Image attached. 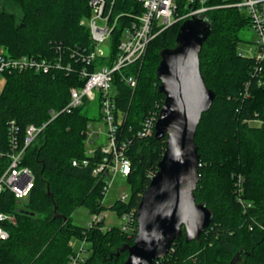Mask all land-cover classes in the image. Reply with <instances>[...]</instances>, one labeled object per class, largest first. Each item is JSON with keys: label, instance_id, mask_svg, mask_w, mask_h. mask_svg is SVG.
I'll use <instances>...</instances> for the list:
<instances>
[{"label": "trees", "instance_id": "16d2710c", "mask_svg": "<svg viewBox=\"0 0 264 264\" xmlns=\"http://www.w3.org/2000/svg\"><path fill=\"white\" fill-rule=\"evenodd\" d=\"M106 4L114 16L142 12V6L132 0H115L113 5L106 0ZM226 4L206 0V7L216 8L201 17L210 34L199 53L200 73L215 97L194 137L200 158L194 196L211 211V223L199 240L190 242L185 241L182 229L167 255L153 264H230L238 252L241 264H264V71L263 83L258 85L254 59L238 53L239 33L250 28V20L237 8L222 7ZM188 7L184 0H177L178 14ZM90 16L89 0H0V50L12 59H45L53 66L47 74H2L0 176L10 164V154L23 150L20 165L32 172L34 182L23 202L7 190L0 193V212L14 218L4 225L8 238L0 240V264H70L75 256L72 237L88 245L81 264H123L127 258L124 249L134 242L136 222L131 233L118 225L104 228V219L91 221L87 227L71 222L79 208L92 216L104 209V183L92 175L100 148L87 156L84 144L88 124L101 122L100 96L93 101L99 107L96 117L84 110L91 103L86 100L70 112L64 111L70 88L85 83L78 71L85 65L80 55L93 48L85 25ZM129 22L126 16L118 19L110 36L109 56L95 59L90 71L112 65ZM182 22L157 35L140 61L114 73L113 119L119 140L129 142L126 155L131 162V173L125 179L128 198L109 208L117 218L131 212L136 215L164 152L165 139H154V131L146 137L138 132L149 115L158 118L164 96L158 91L156 69L161 51L176 46ZM57 62L64 68L70 65L71 70L54 67ZM124 75L135 77L134 89L122 80ZM12 121L15 133L11 132ZM28 126L41 130L25 148ZM84 159L88 160L86 167L72 165Z\"/></svg>", "mask_w": 264, "mask_h": 264}, {"label": "built area", "instance_id": "2783aa9c", "mask_svg": "<svg viewBox=\"0 0 264 264\" xmlns=\"http://www.w3.org/2000/svg\"><path fill=\"white\" fill-rule=\"evenodd\" d=\"M142 6L140 14L135 13H119L113 15L111 7L106 6V0H89L91 7V16L85 21V25L89 29L90 38L93 48L90 51H85L80 55V60L84 63V67L80 68L78 74L81 79L85 80L81 88H70V103L65 107L64 111L70 112L76 108L84 100L93 102L97 95L100 96V112L102 115L101 123L105 126L104 131L97 127L93 129V124L87 126V134L85 139L86 155L93 156L96 149L99 147L101 157L95 168L92 170V175L104 183L102 190V200L110 189L113 181L118 177L125 179L131 173V162L126 153L129 142L119 140L117 131L118 125L113 119L114 113V91L113 77L114 73L121 69L131 66L140 61L146 51L149 43L162 31L172 26L179 21H185L194 17H202L209 9L216 7H206V0H184L189 4L188 11L177 13V0H132ZM226 5L222 7H233L240 11H245L246 16L250 20V28L256 35V40L251 47L248 48V56L239 54L241 57L254 59L256 66L254 77L258 85L263 83L264 71V0H224ZM113 5L115 0H109ZM110 5V6H111ZM126 16L130 22L122 31V37L116 57L111 66L101 65L98 68L90 71L92 63L95 59L106 58L109 56V41L114 28L118 25V19ZM79 60V61H80ZM52 64L45 59H33L22 57L12 59L7 57L2 50L0 51V77L5 71H33L34 73L47 74L52 69ZM56 68L63 69L59 62L55 64ZM67 71L71 70L68 65L64 68ZM125 84L134 89L136 79L133 76H122ZM84 87V89H82ZM82 89V90H81ZM157 117L149 115L141 125V130L138 136L146 137L153 134L154 125ZM11 132L17 130L14 122H11ZM41 128L28 126L24 139V147L29 146L35 139ZM103 142H100L101 138ZM12 144V148L16 149V144ZM97 145V146H96ZM22 151H14L10 154V164L0 176V193L4 190L13 194L16 200L29 195L33 188L34 176L32 172L20 165ZM72 165L86 167L88 160L84 159L80 163L73 161ZM128 194H122L116 201L125 202ZM102 203V202H101ZM136 215L133 213H125L120 218L118 217L119 227L123 232H133L136 222ZM103 219L101 216H93V222H99ZM14 222L12 215L0 212V240H6L8 233L4 229L6 223ZM137 223V222H136ZM84 247V242H82ZM84 249V248H83ZM86 258H82L79 253H75L70 260V264H81Z\"/></svg>", "mask_w": 264, "mask_h": 264}, {"label": "water", "instance_id": "95a60500", "mask_svg": "<svg viewBox=\"0 0 264 264\" xmlns=\"http://www.w3.org/2000/svg\"><path fill=\"white\" fill-rule=\"evenodd\" d=\"M209 34L210 27L201 17L185 20L178 29L176 46L160 53L156 77L164 101L154 139H165V148L138 203L136 236L124 249L123 264H153L167 255L182 229L185 241L190 242L199 240L211 223V211L194 196L200 161L194 137L215 97L200 73L199 53Z\"/></svg>", "mask_w": 264, "mask_h": 264}, {"label": "rangeland", "instance_id": "374dc122", "mask_svg": "<svg viewBox=\"0 0 264 264\" xmlns=\"http://www.w3.org/2000/svg\"><path fill=\"white\" fill-rule=\"evenodd\" d=\"M241 13L245 14V11H241ZM239 38H240V43H239V47H238V53L242 54L244 56H248L247 50L255 42L256 35L254 34V32L252 31L251 28L246 27L242 31H240ZM3 85H4V79L2 77H0V92L3 88ZM82 89H84V87ZM69 103H70V101H69ZM84 110L87 112L88 116L96 117L98 115V112H99V107H98L97 102H91L84 107ZM92 127L94 130L97 127L101 128L102 131H104V129H105V126L101 122L95 123ZM104 138L102 137L100 139V142H103ZM124 193H126V194L130 193L129 186L126 183V180L124 177H122V178L118 177L113 181L110 189L108 190L107 194L105 195L104 200L101 201L102 202L101 204L104 206L103 212L97 214V216H101L104 219V228L108 229L111 226L119 225V221L117 219L116 214L114 213V211L112 212L109 208ZM28 196L22 198L19 201H22V202L25 201L28 198ZM92 219H93V216L90 215L89 212L85 208H79L73 213L71 222L73 225L78 226V227H87L90 224V222L92 221ZM70 244L72 246L74 253H76V254L79 253L82 258L87 257L88 245H86V246L84 245V247H83L82 241L79 238L72 237L70 240ZM241 262H242V258L239 255L237 258V262L235 261V263L241 264Z\"/></svg>", "mask_w": 264, "mask_h": 264}, {"label": "bare ground", "instance_id": "6f19581e", "mask_svg": "<svg viewBox=\"0 0 264 264\" xmlns=\"http://www.w3.org/2000/svg\"><path fill=\"white\" fill-rule=\"evenodd\" d=\"M99 61V60H98ZM159 113V112H158ZM122 178V177H121ZM129 192V191H128ZM97 224V223H96Z\"/></svg>", "mask_w": 264, "mask_h": 264}]
</instances>
